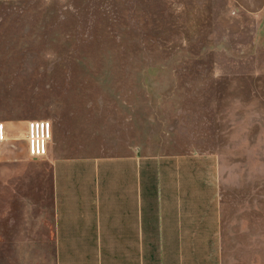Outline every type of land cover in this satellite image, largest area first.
<instances>
[{"label": "rangeland", "instance_id": "1", "mask_svg": "<svg viewBox=\"0 0 264 264\" xmlns=\"http://www.w3.org/2000/svg\"><path fill=\"white\" fill-rule=\"evenodd\" d=\"M32 120L65 157L215 158L223 264H264V0H0L8 144ZM13 169L0 161V264H54L8 215Z\"/></svg>", "mask_w": 264, "mask_h": 264}, {"label": "crops", "instance_id": "2", "mask_svg": "<svg viewBox=\"0 0 264 264\" xmlns=\"http://www.w3.org/2000/svg\"><path fill=\"white\" fill-rule=\"evenodd\" d=\"M6 132L0 161L15 167L8 215L14 208L27 243H52L54 264L224 263L215 158L154 157L135 148L65 157L50 143L48 155L33 160L26 139L8 144L7 125Z\"/></svg>", "mask_w": 264, "mask_h": 264}, {"label": "built area", "instance_id": "3", "mask_svg": "<svg viewBox=\"0 0 264 264\" xmlns=\"http://www.w3.org/2000/svg\"><path fill=\"white\" fill-rule=\"evenodd\" d=\"M53 138L52 124L47 120H32L27 124V147L33 159H44L49 153V144ZM7 141L6 125L0 121V157L3 145Z\"/></svg>", "mask_w": 264, "mask_h": 264}]
</instances>
